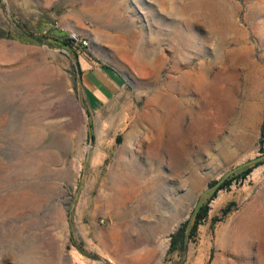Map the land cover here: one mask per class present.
I'll use <instances>...</instances> for the list:
<instances>
[{"label":"rangeland","instance_id":"1","mask_svg":"<svg viewBox=\"0 0 264 264\" xmlns=\"http://www.w3.org/2000/svg\"><path fill=\"white\" fill-rule=\"evenodd\" d=\"M70 34L86 44L65 47ZM89 66L120 83L104 102L86 95ZM179 114L180 164L157 146ZM262 135L264 0H0V216L28 221L48 264H264V228L230 251L242 224L264 226V163L169 251Z\"/></svg>","mask_w":264,"mask_h":264},{"label":"clouds","instance_id":"2","mask_svg":"<svg viewBox=\"0 0 264 264\" xmlns=\"http://www.w3.org/2000/svg\"><path fill=\"white\" fill-rule=\"evenodd\" d=\"M210 58L219 56L215 50ZM48 264L45 245L40 233L28 221L0 216V264Z\"/></svg>","mask_w":264,"mask_h":264},{"label":"bare ground","instance_id":"3","mask_svg":"<svg viewBox=\"0 0 264 264\" xmlns=\"http://www.w3.org/2000/svg\"><path fill=\"white\" fill-rule=\"evenodd\" d=\"M63 110H65V111L67 110L66 106L54 105L52 108H49L47 114L48 115H56L59 111H63ZM149 118H148V120H149ZM174 118L178 124L174 125L175 128H173V127L168 128V131H165V130L160 131V134H159L158 140H157L158 141L157 146L160 147V154L163 153L164 151H166V152H168V156H169L170 160L172 159L173 161H178V164H180L182 162H186L185 156H186V152L189 151V148H186L184 151V150H182V147H183L182 145L190 139L191 133H190L189 129L186 127V118L182 114H179V115L175 116ZM171 119H170V121H171ZM158 123L160 126L162 125L165 127V125L168 124L166 121V116H165V118L162 117L161 121H159ZM172 124H174V123H172ZM258 223L255 222V225H251V223L250 224L249 223L242 224L243 226L239 230L237 228L236 237L232 240L231 245L229 244L230 241H228V244L230 245V251L231 252H235L237 250H239L241 252L246 251L248 249V247L257 243L256 242L257 237H259V235L264 234V233H262V234L259 233L260 230H262V228H264V226L260 227L259 225H257ZM231 234H234V232L230 233V235ZM262 239H264V238H262ZM262 245H264V244H262ZM255 246H256V244H255ZM235 247H237L238 249ZM259 247H257V248H259ZM239 254L240 253H238V255ZM257 255H258V252H257ZM75 261L77 264H84V261L81 259L75 258Z\"/></svg>","mask_w":264,"mask_h":264},{"label":"trees","instance_id":"4","mask_svg":"<svg viewBox=\"0 0 264 264\" xmlns=\"http://www.w3.org/2000/svg\"><path fill=\"white\" fill-rule=\"evenodd\" d=\"M71 44H74L76 46V43H74L69 38V35H68L66 38V41H63V45L70 49ZM79 73L81 75L80 70H79ZM86 95H87L89 100H91V99L94 100V97L92 96L91 93H86ZM262 137H264V135H262ZM260 145H261V150H264V139L260 140ZM262 153H264V152H262ZM262 163H264V161L258 162L256 164H253L250 166H246V167L241 168V169L237 170L236 172L230 174L227 178H225L221 182V184L219 185V187L216 190L208 192V193H210L209 194L210 196L204 202L202 200L208 194V193H206L204 195V197L199 201V204H198L196 210L194 211L191 220L190 221L187 220L186 222L181 224L178 227V229L171 235L169 251L172 252L178 248H184L185 244L195 236L198 225L207 217V212H208L207 203L214 196V194L217 191L229 186L233 180L244 178L255 167L261 165Z\"/></svg>","mask_w":264,"mask_h":264},{"label":"crops","instance_id":"5","mask_svg":"<svg viewBox=\"0 0 264 264\" xmlns=\"http://www.w3.org/2000/svg\"><path fill=\"white\" fill-rule=\"evenodd\" d=\"M82 77L92 86V93L94 99L97 101L104 102L108 97L112 96L114 91L119 87L120 83L117 78L109 73H100L99 71L93 70L90 66L84 70L81 69ZM105 92L109 95L106 96Z\"/></svg>","mask_w":264,"mask_h":264},{"label":"water","instance_id":"6","mask_svg":"<svg viewBox=\"0 0 264 264\" xmlns=\"http://www.w3.org/2000/svg\"><path fill=\"white\" fill-rule=\"evenodd\" d=\"M261 161H264V153H262L260 156L254 158V159H251L235 168H233L232 170H230L229 172H227L219 181H217L214 185L210 186L209 188H207L203 193H202V196L200 198V200L204 197V195L210 191H213V190H216L219 185L221 184V182L227 178L230 174L236 172L237 170L241 169V168H244L246 166H250V165H253V164H256L258 162H261ZM192 218V216H191ZM190 218V220H191Z\"/></svg>","mask_w":264,"mask_h":264},{"label":"built area","instance_id":"7","mask_svg":"<svg viewBox=\"0 0 264 264\" xmlns=\"http://www.w3.org/2000/svg\"><path fill=\"white\" fill-rule=\"evenodd\" d=\"M69 38H70L74 43L80 42V43L83 44V45L86 44V42H81V41L77 38V36H76L75 34H70V35H69Z\"/></svg>","mask_w":264,"mask_h":264}]
</instances>
